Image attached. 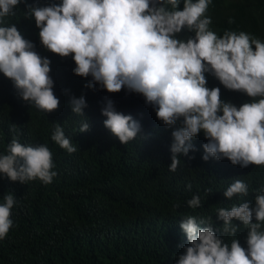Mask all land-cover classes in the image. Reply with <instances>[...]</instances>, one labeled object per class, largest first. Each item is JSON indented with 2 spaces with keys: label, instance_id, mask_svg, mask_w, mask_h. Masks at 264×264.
I'll return each mask as SVG.
<instances>
[{
  "label": "clouds",
  "instance_id": "9594fccd",
  "mask_svg": "<svg viewBox=\"0 0 264 264\" xmlns=\"http://www.w3.org/2000/svg\"><path fill=\"white\" fill-rule=\"evenodd\" d=\"M21 0H0V73L10 79L22 100L45 113L58 109L49 75L51 61L41 57L6 17ZM62 0L43 7L26 5L35 20L42 45L61 57L70 54L73 72L91 77L86 86L99 84L108 93L126 88L141 94L155 109L157 119L171 132V163L175 171L179 156L196 151L192 140L203 131L202 159H228L233 165H264V33L255 39L245 32L226 31L218 37L205 16L211 0ZM170 5L171 8L167 6ZM230 23L232 21H229ZM194 32V35L193 33ZM250 98H254L252 101ZM259 98V99H255ZM225 99L228 102L223 101ZM71 111L83 116V96L70 99ZM239 106V107H237ZM103 125L121 144L141 135V124L118 112L111 100L101 110ZM154 115L149 124L154 126ZM178 125V126H177ZM89 124L82 123L80 132ZM51 139L73 153L77 147L56 125ZM53 153L46 144L25 145L13 139L8 154L0 156V173L11 181L39 179L51 183L56 172ZM189 157V162L195 164ZM190 189L191 185H187ZM246 183L236 180L223 193L225 198L247 196ZM0 204V239L13 225L14 196ZM201 206L198 195L187 201ZM222 231L231 236L239 228L247 234V249L235 238L230 245L208 220L188 216L179 227L187 246L176 264H264V189L249 203L220 208ZM208 225L201 227L200 225ZM246 240V239H244Z\"/></svg>",
  "mask_w": 264,
  "mask_h": 264
},
{
  "label": "trees",
  "instance_id": "16d2710c",
  "mask_svg": "<svg viewBox=\"0 0 264 264\" xmlns=\"http://www.w3.org/2000/svg\"><path fill=\"white\" fill-rule=\"evenodd\" d=\"M46 1L21 0L5 19L51 61L49 75L60 105L45 113L22 100L12 81L0 73V156L8 154L13 139L25 145L46 144L53 153L56 176L47 184L39 179L22 184L0 173V204L9 193L15 200L13 225L0 239V264H176L188 243L179 224L188 216L210 218L226 243L235 238L247 249V234L239 228L233 236L224 233L217 214L220 208L244 202L255 207V195L264 189V165L241 167L226 158L204 161L201 145L207 139L201 131L192 140L196 151L179 156L180 164L170 171L175 126L157 119L154 107L141 94L126 88L108 93L96 83L87 87L92 78L74 74L71 54L61 57L47 50L34 18L26 15V5L43 7ZM61 2L49 0L48 5ZM182 9L183 0L178 6ZM205 16L218 37L232 31L256 39L260 28L264 30V0H211ZM81 96L87 105L83 116L70 106L71 98ZM107 100L141 124L144 138L121 144L104 127L101 110ZM149 114L156 118L154 126L148 122ZM85 120L89 129L80 132ZM57 124L77 147L75 152L51 139ZM236 180L247 184L248 195L225 198L223 193ZM194 195L200 197L201 206L191 208L187 201Z\"/></svg>",
  "mask_w": 264,
  "mask_h": 264
}]
</instances>
